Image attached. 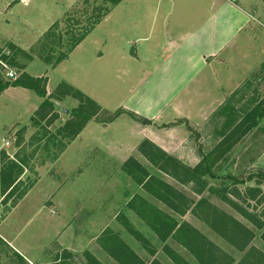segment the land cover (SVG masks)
<instances>
[{"label":"crops","instance_id":"1","mask_svg":"<svg viewBox=\"0 0 264 264\" xmlns=\"http://www.w3.org/2000/svg\"><path fill=\"white\" fill-rule=\"evenodd\" d=\"M78 1L70 0L69 3H66L53 0L57 8L65 9L64 13L69 11ZM36 2L37 0H29L28 4H22L24 9L19 8L21 2L15 5L12 8L13 12H18L15 18H22V14L31 11ZM130 2L131 0H123L116 5L112 15L95 24L96 27L103 22L111 21L114 11L121 8L119 5ZM133 2L139 8L151 9V17L141 16L122 30L113 31L109 36L110 39L107 38L101 43L96 63L103 72L114 71L115 69L123 83L127 85L126 93H123L122 98H118L119 101H115L113 105L109 99L94 95L88 89H84L82 84L73 82L74 87L84 89L89 98L91 97L90 99H94L95 103L103 105L102 107L109 110L113 107V109L121 107L128 113L121 115L116 120L114 119L108 123L107 127L101 129L100 132L104 135L102 144L95 145L97 147L93 148L98 149V151L101 150L100 155L94 157V150L90 149V146L94 145H81L80 140H74L72 144L66 146L60 161L64 158H71L76 164L74 172H77L73 179L66 180V184L74 183L76 185V179L82 178L91 191L93 187L92 178H97L93 171L95 166L102 169H115L121 168L125 162L131 160L139 163L147 170L143 166L144 164L140 163L141 155L147 157L139 150L146 140L180 161L187 168L194 169L203 165L212 169L211 165L206 166L202 161L199 162L197 157H194L193 160L184 161L172 155L173 152H191L189 149L193 147L180 148V146L172 145L168 137L183 131L184 136L189 138L191 130H195L201 135L204 128L208 126V122L216 120L219 106L225 103L227 98L241 86L243 80L244 82L247 81L245 68L252 66L264 57V22H262L264 18H260L259 13L255 14V10L264 7V0H134ZM45 6L46 8L48 6L53 7V3ZM171 10L177 11L173 14ZM64 13L61 15L63 16ZM171 13L173 16L170 15ZM45 18L46 26L53 23V18L48 16ZM23 19L26 20V17L23 16ZM21 22L24 24L22 19ZM28 24L29 26H26L28 36L33 32L44 31L46 28V26L41 25L40 19L36 23L28 19ZM94 28L76 44L68 56L56 67H50L47 71V65L36 58L26 65L24 71L35 78H47L48 86L51 89L55 88V84L58 83L56 73H62L66 66H70V69L75 73L87 71L88 63L84 62L82 53L91 33L95 30ZM18 29L23 31L22 25ZM125 35L129 39H124ZM112 39L113 42L118 43L121 40L123 45L125 42L132 41L135 49L132 52L119 48L113 52L110 42ZM14 41L20 43L15 38ZM63 77L65 81L68 80L65 76L61 78ZM54 79L55 84L53 83ZM32 91L13 85L0 91V116L10 112L15 117L22 116L23 113L32 117L39 109L41 101V97L38 95H31ZM21 106L24 107V112H22ZM130 113L136 114L134 115L136 118L129 117L128 114ZM15 120L5 124L0 123V151L4 148L2 142L7 140L6 133L21 123L18 121L19 119ZM165 126L168 127L167 132L163 131ZM98 128L92 123L88 124L85 130L93 131V133L91 132V135L86 132L84 137L86 139L89 135L92 139L93 136L97 137ZM81 133L80 137L82 138L84 134ZM206 150L210 151L207 148ZM187 159L190 157L188 156ZM148 160L150 161L149 158H147ZM189 163L196 164L190 166ZM132 173L134 174V171ZM148 174L150 173L148 172ZM211 174H213L212 170L202 177L207 182L204 191L210 188L207 176ZM123 176L124 178L119 180L111 175L104 176L102 174L98 177L99 180L96 179L99 189L96 193L91 194L97 196L99 200L96 201L95 207L93 205L83 210H89L88 214L95 217L93 219L96 223H92L93 230L90 225H86V228H74L73 225L70 227L74 221L72 219L69 227L64 225L62 228H55L54 238L51 235L47 245L43 243V240L51 223H53L51 217L57 214L53 210L45 211L37 190L38 182L16 208V210L28 211L27 220L14 229L15 231L18 229V234L8 236L0 231V241L19 255L25 264H47L45 257H47L52 241L59 243L62 246L60 249L67 250L69 253L86 250L91 252L92 255L87 253L90 264H264V257L261 255H264V252L258 251L256 247V251L254 250L252 237L248 239L246 234H241L239 238L236 236L235 239L233 238L234 235L233 237L231 235V230L221 227H218V230L217 226L212 225V217H216L214 215L217 213L218 217L224 213L232 218L233 216L219 208L215 209L211 202L202 198L204 191L202 194H198L193 190L195 187L192 182L184 184L173 177L181 185L192 184V191L196 196H200L197 203L202 200L201 205L195 210L197 203H194L196 200L191 197L193 206L187 209L185 213L176 211L166 201L157 198L144 188V185H141L148 194L168 207L174 215L158 205L148 202L147 198L139 196V194H137L138 196L134 195L131 201L128 200L130 202L127 203L126 207L124 204L121 207L122 203L118 202L119 195L123 193L126 185L125 174ZM151 176L164 181L158 176ZM88 181L90 182L88 183ZM164 182L177 190L184 198L190 199L187 194L180 192L168 182ZM59 196L61 195L59 194ZM139 201L147 211H141L140 205L136 203ZM192 207H194L192 213L197 216L195 217L198 218V221L207 224L214 231L224 236L233 247L238 248L240 253H244L243 258H240L241 260L236 261L231 252L214 244L213 240L192 222L179 219L185 216ZM206 207L209 209L211 207V212H208ZM59 209L61 214L58 216L61 218L56 217L55 220H62L63 216L67 215L73 217L76 211L75 209L71 212L66 207ZM116 210L118 213L115 215ZM132 214L139 217L164 245V259L156 256L157 252H155L150 240L143 234L142 230L134 227L131 222L132 219L130 220ZM90 219L89 217L85 223L88 224ZM186 223L202 234V238H198L199 242H193L189 245L188 233L190 229L188 226H183ZM228 227L231 229L233 227L235 230L233 224L229 223ZM245 227L253 232L250 227ZM107 228L115 231L113 232L116 233L117 241L112 242L113 245L99 244L101 247L95 248L93 243L97 244L99 241L96 236L106 233ZM113 232L111 233L113 234ZM118 232L126 233L132 239L126 240L122 235L117 234ZM229 235L231 236L229 237ZM171 238L177 241L180 250L169 244ZM78 242H83L80 247ZM145 253L148 258L144 256ZM61 259V257L58 258L59 261H62Z\"/></svg>","mask_w":264,"mask_h":264},{"label":"rangeland","instance_id":"2","mask_svg":"<svg viewBox=\"0 0 264 264\" xmlns=\"http://www.w3.org/2000/svg\"><path fill=\"white\" fill-rule=\"evenodd\" d=\"M8 1L13 3L6 8L9 4ZM8 1L6 0L5 7L1 9L0 13V51L3 49L10 51L8 61L16 68L17 79L26 73L24 71L26 65L33 62L36 58L47 65V71L50 67H56L68 56L76 44L92 28L96 27L95 24L112 15L111 13L116 6L107 0H79L69 11L64 13L65 9L57 8L53 0H37L31 11L22 14L26 17L25 20L23 16L20 18L19 15L18 19L15 18L18 12H13L12 8L21 2L19 8L24 9L25 7L22 4H28L29 0H24V2L22 0ZM60 1L70 2V0ZM133 1L119 5L121 8L114 11L111 21L103 22V24L94 28L95 30L91 33L90 39L82 53L84 62L88 63L87 71L75 73L70 69V66H66L62 73H56L58 83L55 84L54 79L53 83L56 86L51 89L47 81L46 97H41L39 109L32 117L24 113L22 116L15 117L10 112L0 116V123L3 124L16 121L15 119H19L18 121L21 122L17 124L15 129H11L6 133L5 136L8 141L2 142L4 148L0 151L1 233H6L8 236L18 234V229L16 231L14 229L27 220L28 211L24 209L16 210V208L24 196L38 182L37 190L39 192H37L41 196L39 197L41 198L40 202L43 203L45 211L53 210L57 214L51 217V222L53 223H51L49 231L44 237V244L47 245L51 235L54 238L55 228H62L64 225L69 227L72 219L74 221L70 224V227L73 225L75 226L74 228H86V225H90L93 230L92 223H96L93 219L95 217L88 214L89 210H83L86 207L96 206V201L99 199L91 193H96L99 189L96 179L99 180L98 177L102 174L104 176L111 175L119 180L124 178L123 174H125V190L119 195L118 201L122 203L121 207L123 204L126 207L127 203L134 198V195L138 196L137 194H139V196L147 198L148 202H152L168 213L174 214L163 203L148 194L141 184L138 183V180L130 174V172L134 171L139 178H143V175L138 170H135L136 166L133 161L129 164L125 162L121 168L115 169H102L95 166L93 171L97 178H92L93 187L91 191L82 178L76 179V185L74 183L66 184V180L70 181L77 173L76 171L74 172L76 164L71 158H64L60 161L63 155L62 152L74 140H80L81 145L93 144L94 146L91 145L90 149L96 148L97 146L95 145H101L104 136L100 132L101 129L107 127L108 123L114 119L116 120L121 115L128 113L121 107H115L116 109H113V107L109 110L102 107L103 105L100 103L92 106L86 98L78 99L67 92L72 89V91L82 93L84 97H89L84 91V89H88L94 95L109 99L113 105L115 101H119L118 98H122L123 93H126L127 85L123 83L115 69L114 71L103 72L97 67L96 63L101 43L107 38L110 39L109 36H111L113 31L122 30L141 16L145 18L151 17V9L139 8ZM51 3H53V7L48 6L46 8L45 5H50ZM153 11L155 10L153 9ZM172 11L174 14L177 10ZM255 11V14L259 13L258 16L260 18H264V7ZM62 13H64L63 16L61 15ZM173 14L171 13L170 15L173 16ZM46 16L53 18V23L48 26H46L44 20ZM27 18L34 23L40 19L41 25L46 26V28L44 31H32L33 33L28 36L26 26H29V24ZM21 19L25 25L21 22ZM262 22H264V19ZM21 25L23 31L18 29ZM14 38L20 43H16ZM125 38H128L127 35L124 36ZM110 42L113 52H116L119 48L132 52L135 49L132 41L125 42V45L121 44V40L120 43L113 42V39ZM245 69L247 70V81L244 82L243 80L241 86L227 98L225 103L219 106V110H216L218 112L216 120L214 122L209 121L208 126L204 128L201 135L195 130H191V136L188 138L181 131L175 136L168 137V139L172 145L180 146V148L193 147L189 149L191 152H173L171 153L172 155L184 161L193 160L194 157H197L199 162L202 161L206 166L211 165L213 174L207 176L210 188L204 191L202 198H206L207 202H211L215 208H219L233 216L239 223L250 227L254 233L252 237L254 250L256 251L257 249L264 252V226L262 229L257 228L241 214L239 209L230 206L224 200V198L228 197L238 207L243 210L247 209V211L257 215L264 222V57ZM62 76L67 77L68 80L65 81L64 77L61 78ZM73 82L82 84L84 89L74 87ZM13 83L14 81H8L0 77L1 85L10 86ZM31 95L37 96L34 91H32ZM20 108L24 112V107L21 106ZM78 110H85L86 114L91 112H95V114L91 115L90 119L86 121L84 117L76 116L75 113ZM128 115L133 119L136 118L134 116L136 114L130 113ZM68 123L70 124L68 125ZM90 123L96 125V128L99 127V132H96V134H99L96 135L97 137L93 136V139L91 138L93 131L91 133L85 130ZM77 126H80V131L75 133ZM161 127L163 128V126ZM64 128L66 129L64 130ZM167 129L168 127L165 126L163 131L167 132ZM81 132L84 134L82 138L80 137ZM86 132L91 134L87 136V139L84 137ZM68 134L70 135L67 136ZM206 148L210 151H207ZM93 150L94 157L102 152L101 150L98 151V149ZM188 156L190 159H187ZM140 160V163L142 162L144 164L142 165L147 168L150 176L155 175L162 178L180 192L187 194L191 201L194 198L196 200L194 203H197L200 199V196H196L192 191V184L181 185L171 175L154 166L149 160L147 161V158L143 155H141ZM189 164L193 166L196 163ZM121 198L122 200H120ZM128 200L130 201L128 202ZM136 203L140 205L142 212L147 211L140 201ZM116 204L118 203L116 202ZM61 207L69 208L71 212L76 209L74 216L67 215L63 216L62 220H55L54 218L56 217L61 218L58 216V214H61L59 209ZM193 208L179 219L192 222L198 229L206 233L214 244L231 252L236 261L240 258L242 259L244 253H240L238 248L233 247L224 236L214 231L207 224L198 221V218L196 219L197 216L192 213ZM210 209L206 207L208 212H211ZM197 211L199 210L197 209ZM116 213H118V210H116L115 215ZM89 217L91 219L87 224L85 222ZM130 220L134 227L142 230L143 234L153 244V248L157 252L156 256L164 259V245L159 241L155 233L136 215L132 214ZM113 231L107 228L106 233H103L104 235L101 234L103 235L102 237L101 235L96 236L97 233L95 236L98 237L99 241L96 240L98 245L94 242L93 246L100 248L99 244L113 245L112 242L117 241L116 233L114 234L115 231ZM117 234L122 235L126 240L132 239L126 233L118 232ZM53 242H51V247L48 250L47 257H45L47 264H90L87 253L92 255L91 252L86 250L77 253L70 252V254L67 250L60 249L62 246L59 243ZM78 243L80 247L83 242ZM169 244L180 250L177 241L174 239H169ZM144 256L148 258L146 253ZM59 257L62 258V261L58 260ZM0 264L25 263L19 255L0 241Z\"/></svg>","mask_w":264,"mask_h":264},{"label":"trees","instance_id":"3","mask_svg":"<svg viewBox=\"0 0 264 264\" xmlns=\"http://www.w3.org/2000/svg\"><path fill=\"white\" fill-rule=\"evenodd\" d=\"M107 1L111 2L113 5H118L122 0H107ZM47 81H48L47 78H35V77L30 76L29 74L24 73V74H22V76L19 79L14 81V83L11 85L21 86L24 88L31 89L39 97L45 98L46 93H47V91H46ZM7 87H9V86L0 84V91L4 90ZM67 93L72 94L73 96H75L78 99L86 98L92 106H96V103H94L93 100H91L89 97H84L83 94L78 92V91H72V89H70V91ZM49 105H52V104H49ZM95 109H97V108H95ZM83 113H84V115H82ZM75 114H76V116L84 117V119H86V121H87L90 119L91 115L93 116V114H95V112L94 113L91 112V113L86 114L85 110H78ZM69 124L70 123H68V125ZM77 127L78 128H77L75 133H78L80 131V126H77ZM65 129L66 128H64V130ZM69 135L70 134H68L67 136H69ZM140 151L147 158H149L150 161L154 165L159 167L161 170L167 172L168 174L172 175V177H174L177 181L184 183V184L192 182L194 184V187H195L193 190L196 193L202 194L204 189L207 187V182H206V180H203L202 177H204L206 174L210 173L211 168H206L203 165H200L194 169L187 168L182 163H180V161L169 156L164 151H162L158 146H156L155 144H153L152 142H150L148 140H146L145 142L142 143V145L140 146ZM132 160H134V159H132ZM130 162H132V161L130 160ZM130 162H128V164ZM134 164L136 166L135 170H138L143 175V178H139L135 172H134V174L132 172H130V174L138 180V183H140L141 185H144V188H146L148 191H150L154 196L166 201V203L171 205L174 209H176V211H178L180 213H185L187 211V209H189L191 207V204L193 203V201H191L190 199L188 200L187 198H184L182 195H180L177 192V190H175L173 187H171L170 185H168L164 181L158 179L157 177L149 176L147 170L144 169L139 163L134 161ZM147 178H149V179L147 180ZM224 200H226V202L229 205L234 206L237 209H239L241 214L245 218L250 220L257 228H260V229L263 228L264 222H262L261 218H259L257 215L252 214V212L247 211V209H244V210L241 209L240 207H238V205L236 203H234L228 197L224 198ZM201 201L202 200H200L197 203L196 207L194 208L195 210L197 207H199L201 205V203H200ZM184 208H186V209H184ZM217 214L214 215L216 217H212L213 218L212 225L214 227L217 226L216 227L217 229H218V227H221V228L226 229V230H228V229L231 230V235H232V237L234 235L233 238H235V239H236V236L239 238L241 236V234L242 235L246 234L248 239H250L251 237L254 236L253 232H251L248 228H246L244 225H242L241 223H239L237 220L233 219L232 217L226 215L225 213H224V215L218 217ZM229 223L231 225L232 224L234 225L235 230L233 229V227H232V229L228 227ZM218 224H219V226H218ZM183 226L184 227L188 226V228L190 229V231L188 233L189 237H190L189 238V240H190L189 245L193 242H199L200 241L198 238L199 237L202 238V234L199 233V231H197L196 229H194L191 225H189L187 223L183 224ZM263 237H264V235H263ZM204 239L206 240L205 237H204ZM261 255L264 257L263 254H261Z\"/></svg>","mask_w":264,"mask_h":264},{"label":"built area","instance_id":"4","mask_svg":"<svg viewBox=\"0 0 264 264\" xmlns=\"http://www.w3.org/2000/svg\"><path fill=\"white\" fill-rule=\"evenodd\" d=\"M22 1L24 2V0ZM5 3L6 0H0V13L1 9L5 7ZM8 3L9 4L6 6V8L10 6L13 2L8 1ZM9 56L10 51L5 49L0 51V77L8 81H15L18 78V73L16 71V68L9 63Z\"/></svg>","mask_w":264,"mask_h":264}]
</instances>
